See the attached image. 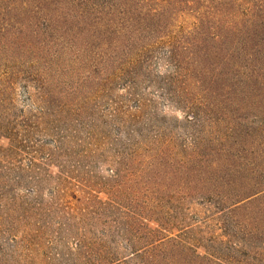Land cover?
<instances>
[{
	"label": "rangeland",
	"instance_id": "rangeland-1",
	"mask_svg": "<svg viewBox=\"0 0 264 264\" xmlns=\"http://www.w3.org/2000/svg\"><path fill=\"white\" fill-rule=\"evenodd\" d=\"M0 264H264V0H0Z\"/></svg>",
	"mask_w": 264,
	"mask_h": 264
}]
</instances>
